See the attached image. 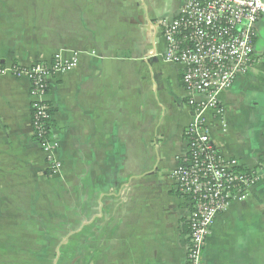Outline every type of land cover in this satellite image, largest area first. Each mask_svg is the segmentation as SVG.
Wrapping results in <instances>:
<instances>
[{
  "label": "crops",
  "instance_id": "crops-1",
  "mask_svg": "<svg viewBox=\"0 0 264 264\" xmlns=\"http://www.w3.org/2000/svg\"><path fill=\"white\" fill-rule=\"evenodd\" d=\"M185 0H0V264H186L188 202L171 172L202 100L164 59L162 21ZM78 65L50 85L62 168L50 177L13 66ZM193 102V105L190 102ZM207 110L218 153L260 181L210 227L203 264H264V15L249 68Z\"/></svg>",
  "mask_w": 264,
  "mask_h": 264
},
{
  "label": "built area",
  "instance_id": "built-area-1",
  "mask_svg": "<svg viewBox=\"0 0 264 264\" xmlns=\"http://www.w3.org/2000/svg\"><path fill=\"white\" fill-rule=\"evenodd\" d=\"M264 15V0H185L179 14L162 21L167 45L164 59L182 69L181 83L202 100L194 111L198 120L184 131L186 155L171 172L174 192L189 205L186 264H203V251L215 217L234 202H243L260 181V172L223 158L210 140V127L202 114L211 110L222 119L220 95L245 74L253 54V27ZM78 54L53 55L27 67L13 66L16 77H26L30 89V125L44 153L47 173L57 176L62 168L55 152L48 92L57 77L78 65ZM10 72L0 66V75ZM193 105V102H190Z\"/></svg>",
  "mask_w": 264,
  "mask_h": 264
}]
</instances>
